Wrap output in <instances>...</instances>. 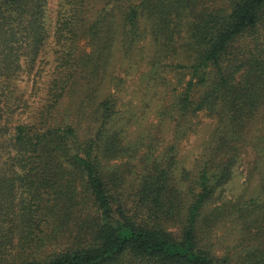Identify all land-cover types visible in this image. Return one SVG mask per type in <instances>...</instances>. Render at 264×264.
Returning <instances> with one entry per match:
<instances>
[{"label": "trees", "instance_id": "trees-1", "mask_svg": "<svg viewBox=\"0 0 264 264\" xmlns=\"http://www.w3.org/2000/svg\"><path fill=\"white\" fill-rule=\"evenodd\" d=\"M216 2L59 0L50 21L49 0H0V264H264V177L219 202L247 123L264 118V0ZM148 33L159 44L149 87L158 76L168 89L159 62L179 61L158 113L176 142L135 172L130 208L109 164L136 151L122 140L137 115L101 90L108 76L120 88L111 66L136 65ZM204 112L218 121L181 185L175 146ZM259 153L264 171V143Z\"/></svg>", "mask_w": 264, "mask_h": 264}, {"label": "rangeland", "instance_id": "rangeland-1", "mask_svg": "<svg viewBox=\"0 0 264 264\" xmlns=\"http://www.w3.org/2000/svg\"><path fill=\"white\" fill-rule=\"evenodd\" d=\"M221 0H217L219 3ZM59 0H49L50 13L49 19L53 21L56 15ZM260 34H264L261 29ZM81 52H90L91 47L86 40L80 42ZM158 42L150 33L146 34L137 45L135 62L131 69L127 70L123 67L121 61L112 65L115 77L123 79L118 89L116 82L110 80V76L106 77L104 90H110V93L117 98V108L126 113L128 110L136 112V118L131 122L127 131L123 134V144L132 146L137 144L136 151L126 154L116 160L110 162L109 167L119 166L123 170L126 182L124 184V196L128 197V207L135 208L138 200H134L133 190L128 188L135 180V172H142L143 167L150 165L154 159L163 160L172 153V143L175 139V122H170L166 118L164 125H160L158 116L159 109L163 104L172 102V89L177 86V74L175 68L170 67L169 63L179 62L175 58L164 57L159 64L161 65V76L169 80L168 89L162 83L158 76L154 79V90L148 86L146 72L151 67V57L156 52ZM155 70V66H154ZM189 77V76H188ZM188 77L185 79L188 80ZM24 85H27L23 83ZM25 97L29 98L31 86L25 87ZM181 89V87H180ZM32 95L33 92H32ZM31 102V99H30ZM217 119L208 115L206 112L200 113L194 117L191 128H187V133L177 140L175 146L176 170L175 177L179 184L187 183L186 172L190 171L196 164L197 160L204 153L205 146L210 139L213 129L217 124ZM264 143V118L261 110L258 115L247 123V127L243 134L244 153L233 168V176L225 186L221 201L233 202L237 201L241 196L251 195L258 187L264 177L262 171L263 163L260 158V146ZM229 224H221L217 230L216 237L221 238L226 234ZM220 252L222 250H219Z\"/></svg>", "mask_w": 264, "mask_h": 264}]
</instances>
